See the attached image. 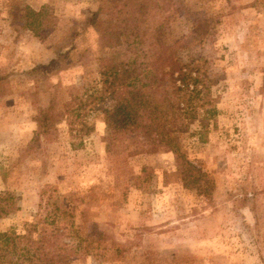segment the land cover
<instances>
[{"label": "rangeland", "instance_id": "374dc122", "mask_svg": "<svg viewBox=\"0 0 264 264\" xmlns=\"http://www.w3.org/2000/svg\"><path fill=\"white\" fill-rule=\"evenodd\" d=\"M42 6L56 17L45 39L24 26ZM120 10L145 14L141 28L165 21L179 56L208 69L198 104L216 114L202 138L199 121L183 127L181 148L213 179L210 197L182 186L172 153L111 141L99 112L81 141L64 121L37 134L41 109L59 112L66 88L97 78L91 20ZM0 195L17 208L0 231L40 220L41 201L66 206L81 248L71 264H264V0H0Z\"/></svg>", "mask_w": 264, "mask_h": 264}, {"label": "trees", "instance_id": "16d2710c", "mask_svg": "<svg viewBox=\"0 0 264 264\" xmlns=\"http://www.w3.org/2000/svg\"><path fill=\"white\" fill-rule=\"evenodd\" d=\"M127 4L129 11H144L139 3ZM134 14L120 10L114 23L107 25L91 20L101 41L98 76L90 83L81 80L66 88L68 99L59 104V112L54 101L41 109L35 118L37 134L48 137L56 123L64 121L70 135L81 141L93 131L91 118L99 112L111 141L131 143L140 154L172 153L182 186L210 197L213 179L181 148L183 127L199 121L196 135L202 138L207 129L204 121L216 114V108L202 110L198 104L209 81L208 69L197 59L179 56L178 49L185 47L169 43L165 21L141 28L147 16ZM55 25L56 17L47 6L29 9L25 15L24 26L39 39L48 37ZM207 31V24L199 25L194 39L202 41ZM145 171L142 168L141 174ZM141 178L137 176L135 182ZM43 204L39 205L41 219L23 231H0V264H71V258L80 253L71 238L74 214L61 204ZM14 209L0 195V220Z\"/></svg>", "mask_w": 264, "mask_h": 264}]
</instances>
